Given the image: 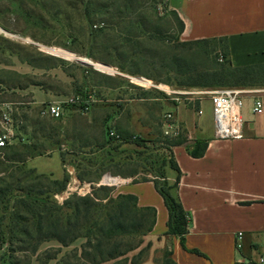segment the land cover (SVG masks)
<instances>
[{
  "label": "rangeland",
  "instance_id": "rangeland-1",
  "mask_svg": "<svg viewBox=\"0 0 264 264\" xmlns=\"http://www.w3.org/2000/svg\"><path fill=\"white\" fill-rule=\"evenodd\" d=\"M84 1L87 4L88 0H0V28L3 30H0V35L25 47L34 57L38 58L40 53L46 57L63 59L66 65H81L87 70L86 73L78 70L77 66L72 68V73L79 80L78 88L82 91V97L90 100L88 111H83L79 105L68 106L61 119L47 118L46 121L53 128L49 131L53 137L41 140L47 146L45 156L30 160L20 166V172H16L21 182L16 184L19 186L13 191L11 202L0 208V264H74L77 261L75 257L82 255V244L85 243V240H79L64 246L57 240H47L35 253L25 250L29 244L19 229L32 217L24 215L19 219L20 228L11 231L12 205L16 199L25 198L52 208H63L61 217L66 222L74 210L65 204L74 201L75 196H92L94 189L98 188L97 184L78 180L77 173L84 167L94 169L100 162L109 165L113 160L115 163L132 165L140 163L148 170L153 165L152 170H157L170 160L169 147L161 136L158 122L161 114L176 111L173 101L166 100L167 89H182L176 85L175 76L168 74V68L156 69L151 65V59L142 60L139 56L129 55L131 49L137 50L138 43L145 49L157 43H166L167 39L173 37L170 0H127L131 7L129 10L124 8L126 0H94L95 3L89 9H86ZM116 2H120L121 10L116 9L117 5L114 6ZM102 5L106 6L103 12L107 16L145 18L150 32L140 34L144 35L141 38L127 37L122 26H112L111 22L106 26L101 22L102 19L107 21V16L100 14L99 7ZM104 26L107 27L105 37L92 36V29ZM120 30L123 32L119 33ZM188 57L198 66L206 65L205 59L197 55ZM210 60L211 65L217 63L215 53L210 56ZM114 64H122L126 69L146 76L131 75ZM147 75L170 79L171 83L157 84ZM58 77L56 70L33 68L16 54L1 52L0 49V136L7 135L8 145H29L34 142L31 123L38 117L43 105L33 103L32 91L38 87L52 90L55 96L46 102L78 96L73 78L66 81ZM203 99L210 102L209 95L203 96ZM4 113L9 118L6 123L3 121ZM110 132L115 133L116 137L110 136ZM136 138L143 140L145 146L127 142ZM104 140L110 144L98 150L96 145ZM60 154L65 155L64 164ZM32 169L35 173L28 174ZM11 172L12 169L1 172L0 178L10 183L12 180L8 175ZM65 175H68L69 181L61 192L54 189L44 195H28L24 192L30 184H37V189L45 190L36 176L62 180ZM115 178L124 181L132 179L122 176ZM142 178L152 179L153 176L143 172L137 179ZM87 184L92 190L91 194L81 190ZM121 185L113 187L114 196L119 194ZM40 215L33 221L47 220L46 214ZM135 253L137 251L130 253L129 257ZM156 256L161 257L162 253Z\"/></svg>",
  "mask_w": 264,
  "mask_h": 264
},
{
  "label": "trees",
  "instance_id": "trees-1",
  "mask_svg": "<svg viewBox=\"0 0 264 264\" xmlns=\"http://www.w3.org/2000/svg\"><path fill=\"white\" fill-rule=\"evenodd\" d=\"M93 3H95L94 0H88L87 4L84 1L86 9H89ZM125 4L124 8L129 10L131 7L127 0ZM114 6L116 9L121 10L120 2H116ZM104 7L106 8L103 5L99 7L100 14L107 16V13L103 12ZM169 15L174 26L173 37L170 40L167 39L166 43H157L145 49H142L141 44L138 43L140 48L137 47L136 51L131 49L129 55L139 56L142 60L151 59V65L156 69L168 68V74L175 76L176 85L181 89L264 88V64L233 66L226 37L181 41L180 37L184 32L185 24L175 10L170 11ZM116 19L117 21H115ZM101 22L106 26L108 22H111L112 26H122V30L127 37L137 36L141 38L144 35L140 34L150 32L147 21L143 17H140V19H129L120 15L117 17L107 16V21L102 19ZM90 26L92 28V23ZM106 26L96 30L92 29V36L95 38L105 37ZM122 30L119 33L123 32ZM0 49L1 52L7 51L9 54H16L23 62L33 68H61L68 77L73 78L74 86L77 88L79 80L72 73V68L77 66L78 70L83 73L87 71L78 64L66 65V61L60 58L46 57L40 53L38 58L34 57L25 47L8 40L2 35H0ZM214 53L216 54L217 63L211 65L210 56ZM192 55L205 59L206 65H196L188 57ZM37 62L41 64H37ZM103 62L108 64L106 61ZM114 65L119 67L121 71L131 75L146 76V74L141 72L126 69L122 64ZM147 78L157 84L171 83L170 79H162L156 75H147ZM77 88L78 95L82 96L81 89ZM80 108L82 109L83 107L80 106ZM46 119L41 116L40 109L38 117L31 123L33 143L29 145L7 144L5 147L0 148V156L2 157L0 158V173L12 169V172L8 175V178L12 180L10 183L0 178V208L11 202L13 191L19 186L16 184L21 182L16 177V172L21 171L20 166H24L32 159L45 156L47 146L41 140L53 137V134L49 132L53 130L52 125ZM161 119L162 114L159 117L158 127L161 136L169 147L168 150L171 156L170 160L159 169L152 170L153 165H151L148 170L140 163L132 165L115 163L111 160L109 165L100 162L94 169L84 167L80 173H77V178L81 182H89L93 185L100 183L104 175V182L107 184L117 183L118 181L114 178L119 176L132 178L135 183L153 182L168 211L167 231L164 236L167 238H178L184 250L201 255L199 251L189 250L186 247V237L189 234L191 217L177 196L181 171L171 148L186 142L183 137L179 140L165 138L162 132ZM124 140L127 139L125 138ZM127 142L139 147L145 146V142L138 138ZM52 143L58 144L57 141H52ZM108 144L110 142L104 140L96 145V148L103 150ZM206 146L205 142H197L195 150L191 151L190 154L194 157H201L206 150ZM64 156V154H60L62 164L65 163ZM169 171L176 173L173 183L169 179ZM143 172L151 174L153 178L138 180L137 177ZM34 173L35 170L32 169L28 174L33 175ZM106 173H110V175ZM36 180L40 181V185L45 189V192L37 189V184H30L25 187L24 191L28 195H44L50 193L53 189L61 192L66 189L69 177L65 175L62 180H50L47 177L36 176ZM113 193V187L99 186L94 189L92 196H75L74 201H68L65 204L66 207L74 210V213L67 217L66 222L61 217L63 208H52L44 203L32 202L25 198L16 199L12 205L11 231H17L20 228L19 219L24 215H29L32 218L28 219L27 224L22 225L21 229H19L27 237L25 241L29 244V247L25 249L27 251L35 253L39 246L47 240H57L64 246H68L73 241L75 243L79 240H85V243L82 244V255L75 257L77 261L74 264H141L147 261L151 254L152 243L146 242L145 238L153 231L156 225L157 210L154 207H140L138 198L133 194H117L114 196ZM40 213L46 214L48 216L47 220L45 222L33 221L35 218H40ZM9 243L11 244L12 241L10 240ZM135 251L137 253L130 258L129 254ZM160 253H162L161 257L155 256L154 258L155 264H177L173 257L172 248L166 247Z\"/></svg>",
  "mask_w": 264,
  "mask_h": 264
},
{
  "label": "crops",
  "instance_id": "crops-1",
  "mask_svg": "<svg viewBox=\"0 0 264 264\" xmlns=\"http://www.w3.org/2000/svg\"><path fill=\"white\" fill-rule=\"evenodd\" d=\"M170 7L185 24L183 41L226 37L233 66L264 64V0H170ZM53 70L58 78L70 79L61 68ZM245 90L242 139L215 138L208 101L199 105L202 114L181 106L175 111L177 123L194 140L172 152L181 171L177 196L191 217L186 247L201 255L184 250L178 238L164 236L168 211L153 182L114 178L115 185L122 184L119 194H133L140 207L157 210L156 225L145 238L152 243L151 254L141 264H155V256L166 247L172 248L177 264H234L240 255L255 257L264 250V113L253 112L256 98L264 102V88ZM32 92L36 105L55 96L42 87ZM197 142L207 145L201 157L190 154ZM168 176L174 181L176 173L169 171ZM239 232L244 239L238 252Z\"/></svg>",
  "mask_w": 264,
  "mask_h": 264
},
{
  "label": "built area",
  "instance_id": "built-area-1",
  "mask_svg": "<svg viewBox=\"0 0 264 264\" xmlns=\"http://www.w3.org/2000/svg\"><path fill=\"white\" fill-rule=\"evenodd\" d=\"M222 61V58H221ZM145 81V79H142ZM249 91L241 88H219V89H182L170 90L167 89L166 100H172L173 106L191 107L195 109L198 114H202L199 105L204 100L203 96L209 95L212 104L215 138L218 140H237L244 137V102L243 96ZM176 104V105H175ZM82 106L83 111H88L90 108V100L84 99L81 95L71 96L65 98H57L43 104L41 108V116L51 118L54 120L61 119L64 115V109L68 106ZM253 112L255 114L264 113V102L261 98H256L254 101ZM9 120L6 113L3 114V121ZM162 132L165 138L171 140H179L183 137L186 143H192L193 138L186 132V130L177 123L175 118V111H167L162 114ZM110 136L116 137V134L111 132ZM7 135L0 136V148L5 147L7 142ZM110 174V173H108ZM105 177V175H104ZM104 177L96 186L118 187L114 183L107 184L104 182ZM120 177V176H119ZM76 179V178H75ZM124 181V180H123ZM76 182V180H75ZM125 182V181H124ZM87 188V189H86ZM84 193L91 194L89 184L82 188ZM244 233L239 232L236 235V251H241L243 248ZM234 264H264V250L255 257H245L240 255Z\"/></svg>",
  "mask_w": 264,
  "mask_h": 264
},
{
  "label": "water",
  "instance_id": "water-1",
  "mask_svg": "<svg viewBox=\"0 0 264 264\" xmlns=\"http://www.w3.org/2000/svg\"><path fill=\"white\" fill-rule=\"evenodd\" d=\"M0 30L3 31L1 28H0ZM80 62H81L82 64H84L81 60H80ZM84 65H85V64H84Z\"/></svg>",
  "mask_w": 264,
  "mask_h": 264
}]
</instances>
